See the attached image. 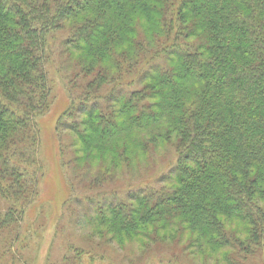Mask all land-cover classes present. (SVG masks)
<instances>
[{
	"label": "trees",
	"instance_id": "1",
	"mask_svg": "<svg viewBox=\"0 0 264 264\" xmlns=\"http://www.w3.org/2000/svg\"><path fill=\"white\" fill-rule=\"evenodd\" d=\"M57 36L72 102L59 128L78 138L68 149L87 186L176 157L174 181L128 201L118 186L86 209L101 241L91 263L112 244L148 249L173 235L197 254L261 243L264 0H0V264L15 259L18 224L39 196L37 120L53 103ZM131 74L142 87L115 98Z\"/></svg>",
	"mask_w": 264,
	"mask_h": 264
},
{
	"label": "rangeland",
	"instance_id": "2",
	"mask_svg": "<svg viewBox=\"0 0 264 264\" xmlns=\"http://www.w3.org/2000/svg\"><path fill=\"white\" fill-rule=\"evenodd\" d=\"M51 46L55 52L50 69L54 86L53 103L49 111L37 120L43 176L36 202L29 205L24 218L18 224L19 240L15 241L12 251L15 259L12 260L14 263L8 264H227L223 260V254L227 252L234 259V264H264V238L256 247L252 246L249 254L236 247L227 248L225 251L206 247L201 251L203 254H197L191 246L185 251L183 247L188 244V240L174 235L172 239H164L163 244L155 243L148 249L126 243L120 250L112 244L106 249H99L96 261L91 263L92 260L87 254L89 251L94 252L101 241L88 235L87 215H93L96 206H105L107 202L114 200V191L118 186L121 188L118 190V196L128 201L149 188H158L174 181L176 157L172 159L167 154L161 159L155 157L158 162L147 171L132 174L136 177L124 175L104 184L87 186L89 180L80 178L82 169L73 163L76 156L73 154V148L75 144H79L78 138L65 132L62 127L59 128L61 116L72 107L66 76L62 66L60 68L61 61L56 54L62 48L60 36L54 38ZM141 79L142 75L139 78L134 74L128 76L124 81L127 83L126 88L121 87L115 91V98L118 99L134 88H141ZM130 82H133V85ZM78 105L79 103H76L74 109ZM62 144L66 146L64 156L60 153ZM71 144H74L73 148L68 149ZM63 158L71 161L70 167L75 177L63 166ZM87 206H91L90 210ZM228 224L227 221V230L232 231L233 224ZM161 232L165 237V231ZM240 236L244 238L243 235ZM71 246H74V250L68 251Z\"/></svg>",
	"mask_w": 264,
	"mask_h": 264
}]
</instances>
